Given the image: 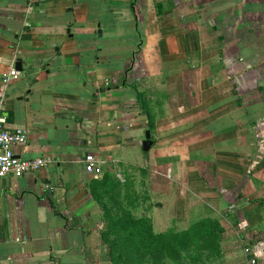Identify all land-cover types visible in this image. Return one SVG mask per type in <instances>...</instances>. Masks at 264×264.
<instances>
[{"label": "crops", "instance_id": "0c3cea01", "mask_svg": "<svg viewBox=\"0 0 264 264\" xmlns=\"http://www.w3.org/2000/svg\"><path fill=\"white\" fill-rule=\"evenodd\" d=\"M0 57L14 151L51 160L0 178V264H106L115 189L264 239V0H0Z\"/></svg>", "mask_w": 264, "mask_h": 264}, {"label": "rangeland", "instance_id": "374dc122", "mask_svg": "<svg viewBox=\"0 0 264 264\" xmlns=\"http://www.w3.org/2000/svg\"><path fill=\"white\" fill-rule=\"evenodd\" d=\"M113 193L109 198L112 210L109 218L114 220L104 215L106 264H264V259L256 253L264 239L247 236L241 231L239 220H230V214L196 212L191 215V209L180 220L170 219L164 212L154 213L153 218L145 217L137 206L140 196L126 197L123 192L119 195L116 189ZM165 216L168 219L159 220ZM131 217L147 218L141 222V229L149 231L151 243L154 242L146 251L148 254H143L140 248L141 235L137 233L129 238V232L121 225L129 226ZM113 222L117 223L115 229H112ZM114 248L115 254H112Z\"/></svg>", "mask_w": 264, "mask_h": 264}, {"label": "built area", "instance_id": "2783aa9c", "mask_svg": "<svg viewBox=\"0 0 264 264\" xmlns=\"http://www.w3.org/2000/svg\"><path fill=\"white\" fill-rule=\"evenodd\" d=\"M1 61V57H0ZM20 72L13 66L4 75L3 81L8 84L11 80L18 78ZM2 100H0V107ZM6 118L0 114V178L7 176L22 177L34 173L47 166L51 160L46 156L34 158H21L14 151L15 145H26L28 142V130H10L6 127ZM103 161L94 157H88L86 170L96 177L104 173Z\"/></svg>", "mask_w": 264, "mask_h": 264}, {"label": "trees", "instance_id": "16d2710c", "mask_svg": "<svg viewBox=\"0 0 264 264\" xmlns=\"http://www.w3.org/2000/svg\"><path fill=\"white\" fill-rule=\"evenodd\" d=\"M104 178H105V176L102 178V180ZM103 207H104V210H105V214L108 216V218L111 217L110 216V215H112L111 208L105 203L103 204ZM128 219H129L128 222L130 223L129 226L125 225V224H121L122 227H125V229H127V231L129 232V233H127L129 238H134L137 233H139L141 235V238H142L141 244L142 245H140V248H141L143 254H148L149 252H146V251L149 250L151 247H153V243L154 242L151 243V239L149 237V231H147L145 229H141V227H142L141 222H143V220H145L147 218L142 219V218L131 217V218H128ZM109 220H114V219L113 218H109ZM116 225H117V223L115 224V222H113L112 229H115ZM128 227H129V229H128ZM145 233H146V235H145ZM160 236H162V235H160ZM185 244H187V241H186ZM178 246H181L179 242H178ZM112 254H115V248L113 249Z\"/></svg>", "mask_w": 264, "mask_h": 264}, {"label": "water", "instance_id": "95a60500", "mask_svg": "<svg viewBox=\"0 0 264 264\" xmlns=\"http://www.w3.org/2000/svg\"><path fill=\"white\" fill-rule=\"evenodd\" d=\"M17 69L22 70V60L19 58L17 61ZM147 137L150 138L151 137V133L150 131L147 132ZM150 143V141H148V144Z\"/></svg>", "mask_w": 264, "mask_h": 264}]
</instances>
